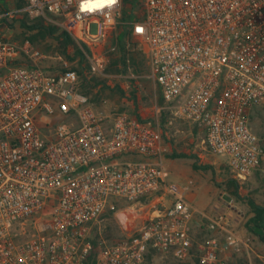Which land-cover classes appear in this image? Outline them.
<instances>
[{"label":"built area","instance_id":"1","mask_svg":"<svg viewBox=\"0 0 264 264\" xmlns=\"http://www.w3.org/2000/svg\"><path fill=\"white\" fill-rule=\"evenodd\" d=\"M137 1L128 21L121 0L92 13L80 11L82 0H24L18 12L85 46L94 75L123 26L172 116L167 124L199 128L206 152L243 182L264 166V135L249 123L264 107V0ZM160 109L101 116L63 57L0 36V264H85L92 252L94 264H143L149 252L226 264L222 254L243 243L237 217L202 214L203 238L193 239L196 210L184 195L193 181L169 180ZM107 212L121 215L113 240L103 235Z\"/></svg>","mask_w":264,"mask_h":264},{"label":"rangeland","instance_id":"2","mask_svg":"<svg viewBox=\"0 0 264 264\" xmlns=\"http://www.w3.org/2000/svg\"><path fill=\"white\" fill-rule=\"evenodd\" d=\"M17 0H0V36L9 40H19L29 38L35 31H28L22 25L24 22L32 24L36 18H30L24 13L18 12L21 8L17 5ZM122 20L131 19L140 9L139 2L132 7L129 3L124 5L121 2ZM4 19V21L2 20ZM45 23H54L46 20ZM60 28V26H58ZM123 26L117 29L107 38L104 46L105 64L102 74L90 72L86 61L79 63V57L76 56V49L67 48V54L72 60H66L68 67L81 70L80 90L89 95L91 104L101 116H111L118 112H125L135 117H150L156 113V108L164 106L159 89L153 79L150 77L149 66L138 49L135 40L128 35L125 41V48L132 53L126 55L125 66L122 65L120 52L114 46V40L122 31ZM61 29V28H60ZM62 30V29H61ZM128 32V31H127ZM72 38V37H71ZM73 39V38H72ZM74 40V39H73ZM77 44V42L74 40ZM44 53L50 55H60L58 50L59 43L54 38L47 37L45 40L38 39L34 42ZM78 45V44H77ZM80 46V45H78ZM133 58V60H132ZM116 61V64L114 63ZM53 64L52 69H56L55 60H49ZM118 71H111L113 65ZM76 70V69H75ZM108 70V71H107ZM158 122L162 128L164 139L171 144L173 153L169 156L172 160V168L181 171L183 178H191L195 184L205 190V197L211 199L213 203L223 202L218 206L221 210L230 211L237 220L242 222L243 226L247 219L253 215L251 203L264 207V166L253 172L243 182H236L238 188L234 194L233 187H228L231 179L235 180L229 172L225 161L216 156L206 154L200 149V136L196 132H189V126L185 123L172 119V124L167 121L172 118L171 114L164 108L157 113ZM250 127L258 135H264V107L254 108L249 116ZM194 165L196 167H194ZM172 169V170H173ZM236 181V180H235ZM232 199L231 204L228 201ZM124 205V204H121ZM119 204V206H121ZM212 206V205H211ZM211 207L206 211H211ZM105 216V215H104ZM105 225L103 235L110 240L120 236L119 221L114 214H108L103 217L101 222ZM238 226H242L241 225ZM239 227V228H240ZM96 240V235L93 236ZM143 264H200L196 257L179 260L173 256H148Z\"/></svg>","mask_w":264,"mask_h":264},{"label":"crops","instance_id":"3","mask_svg":"<svg viewBox=\"0 0 264 264\" xmlns=\"http://www.w3.org/2000/svg\"><path fill=\"white\" fill-rule=\"evenodd\" d=\"M148 117V116H147ZM144 118V117H141ZM182 123H185L189 126V131L191 134L192 132H196V134H199L200 136V149L204 150L206 154H208L205 150L204 144H203V132L197 128L196 126L189 124L185 121L178 120ZM172 124V123H171ZM164 134L162 135L163 140L166 142V144L169 146L170 152L165 157V163L169 171V180L178 184H183L186 181H188L191 178H183V174L181 171L176 170L172 168V160L170 159V155L173 153V148L170 143H168L164 139ZM220 158V157H218ZM222 159V158H221ZM224 160V159H223ZM225 161V160H224ZM226 164V163H225ZM173 169V170H172ZM193 186L184 189V195L186 199L190 202V204L193 206V208L196 210V213L193 214L191 219V231H192V237L196 240H201L203 238V232L201 230V226L203 223V217L202 214H211L214 211H222L218 208L223 202L213 203L212 200L207 197H205L206 193L205 190L201 187L198 188V186L195 184L194 180ZM237 182V181H235ZM212 205V206H211ZM211 207V211H206L208 208ZM224 210V209H223ZM119 217L121 215H117L116 219L121 220ZM236 217V216H235ZM239 224V220H237L236 226ZM242 222H240L239 225H241ZM236 228L238 235L240 236L242 240V244L238 248H233L229 250L228 252H224L222 255L226 259V264H264V242L261 241L256 235L249 232L245 225L239 228ZM148 255H156V253L149 252L146 255V258ZM159 255V254H157ZM170 255V254H169ZM160 256H168V255H160ZM172 256V255H170ZM194 255H192L190 258H192ZM145 258V260H146ZM145 262V261H144Z\"/></svg>","mask_w":264,"mask_h":264},{"label":"trees","instance_id":"4","mask_svg":"<svg viewBox=\"0 0 264 264\" xmlns=\"http://www.w3.org/2000/svg\"><path fill=\"white\" fill-rule=\"evenodd\" d=\"M17 5L19 8H22L25 3L24 0H17ZM122 4H130L132 7L136 6L137 0H121ZM4 21V19H2ZM46 19L43 17L36 18L32 21V24H27L24 22L22 25H24L28 31H35L32 36L29 37V39L34 43L38 39L45 40L47 37L54 38L58 41L59 46L58 50L60 51L61 55L64 59L72 60L70 56L67 54V48L73 47L76 49V56L79 57V63H82L83 61H86L85 53L87 54V48L85 46H78L74 40L63 30H61L56 24L54 23H45ZM3 27L2 24H0V29ZM122 31L117 34L115 40H114V46L115 48L121 53L120 56L122 57L121 62L122 65L125 66V59L126 55L130 54V58L132 57V53L130 52V49L125 48V41L124 39L127 38V30L124 27H121ZM24 38V37H23ZM23 38L19 39L22 40ZM133 60V58H132ZM116 64V61H114ZM115 64L112 66V69H109L111 71H118V69L115 67ZM89 66V64H88ZM79 75H81V70L78 68H75ZM108 71V70H107ZM194 167H196L194 165ZM228 187H233L234 194L237 192V184L235 180L231 179L230 182H228ZM253 215L250 216L247 221L245 222L246 229L251 232L252 234L256 235L261 241L264 242V207L256 205L251 203ZM111 214V212H107L105 214L108 215ZM104 216V217H105ZM97 238V234H96ZM93 244H95V241L93 240ZM149 257L151 255H148ZM147 256V257H148ZM95 261V252H92L86 259L85 264H94Z\"/></svg>","mask_w":264,"mask_h":264},{"label":"clouds","instance_id":"5","mask_svg":"<svg viewBox=\"0 0 264 264\" xmlns=\"http://www.w3.org/2000/svg\"><path fill=\"white\" fill-rule=\"evenodd\" d=\"M119 0H82L80 11L92 13L99 9H104L106 6L111 7L116 5Z\"/></svg>","mask_w":264,"mask_h":264}]
</instances>
